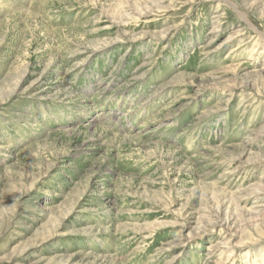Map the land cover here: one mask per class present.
<instances>
[{"label": "rangeland", "instance_id": "rangeland-1", "mask_svg": "<svg viewBox=\"0 0 264 264\" xmlns=\"http://www.w3.org/2000/svg\"><path fill=\"white\" fill-rule=\"evenodd\" d=\"M257 32L264 0H0V264H264Z\"/></svg>", "mask_w": 264, "mask_h": 264}, {"label": "bare ground", "instance_id": "bare-ground-1", "mask_svg": "<svg viewBox=\"0 0 264 264\" xmlns=\"http://www.w3.org/2000/svg\"><path fill=\"white\" fill-rule=\"evenodd\" d=\"M258 33V32H257ZM258 36H259V38L262 40V41H264V36L262 35V34H260V33H258ZM214 255V254H213Z\"/></svg>", "mask_w": 264, "mask_h": 264}]
</instances>
